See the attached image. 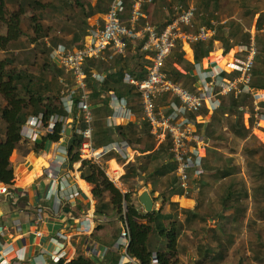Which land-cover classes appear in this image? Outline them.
Listing matches in <instances>:
<instances>
[{
	"label": "trees",
	"instance_id": "trees-1",
	"mask_svg": "<svg viewBox=\"0 0 264 264\" xmlns=\"http://www.w3.org/2000/svg\"><path fill=\"white\" fill-rule=\"evenodd\" d=\"M135 1L132 0L125 5L123 15L120 17L122 23L126 25H129L131 7ZM141 1L140 10L146 13L151 0ZM163 1L168 12L162 7L160 0H155L153 6L152 23L158 30H162L167 22L176 16V6L186 7L190 4L188 0ZM111 2L112 0H94L93 2L90 0H0V29L2 28L0 30V52L4 54L0 57V96L4 100V103L0 104V183L7 185L14 183L15 173L13 168H9V157L16 148L20 147L23 155L48 148L51 143L61 137V130L65 127L64 120L69 116V112L65 107L63 96L68 93L69 88L59 82L63 68L59 66L51 68L49 62L50 52L54 47L58 44L73 47L74 42L80 38L81 27L75 20H67V15L82 10L86 17L91 18L108 11ZM192 4L196 8L195 28L200 25L208 28L215 27L216 34L226 36V42L249 43L251 33L244 30V27H250L255 23L257 30L254 32V38L257 53L250 85L254 90L264 89V10L263 15L255 17L261 10V2L259 0H239L243 15L241 17L246 18L245 25L239 22L241 17H233L232 14L222 22L221 11L211 10L208 0H194ZM140 21L144 23L145 17L141 16ZM29 34L32 35L30 36L31 41L35 45L26 47L20 44L19 36ZM44 37L49 38V46H44L43 42H40ZM212 44V37L197 40L192 44L198 60L209 55ZM133 48L143 66L139 71L134 70L129 61L128 52ZM183 54L178 44L173 54L166 60L170 67L166 66L164 70L171 79L193 90V78L188 77L184 80L185 82H182L186 74L173 65V62H180ZM104 55L103 59H90L94 69L98 71L113 70L109 74V84L101 87L118 97H126L129 107L136 116V121H125L115 126H107L101 121H94V140L97 145H106L113 142L114 136L118 135L129 144L130 150L136 149L139 154L135 158V164L131 162L125 165V171L119 177V186L107 177L104 166L89 160H84L85 168L82 171V177L93 186L92 197L97 200L96 211L112 213L116 210L118 212V223H112L113 228H116L114 230L120 231L126 225L129 237L126 247L127 254L135 258L138 264H151L154 252L158 258V264H178L177 256L194 250L193 263L204 264L209 258L212 264H220V261L228 256L233 247L235 235L228 232L225 238H222L216 234L215 249L205 246L200 238L203 231L210 230L217 233V230L209 225L212 220H217L219 223L221 234L225 232L222 221L228 219L225 211L232 207L233 200L239 201L241 206L238 212L236 211V214H232L231 217L238 219V213L242 214L245 211L244 204H250L252 214L246 219V227L256 233L254 240L261 239L264 234V142L251 133V124L245 127L244 123L240 128L234 129V134L248 137L252 143L251 146L242 145L240 150L230 148L228 154H224L220 148L227 144L215 139L216 137L227 138L221 131L224 123L223 108L230 106V97L233 92L222 95L220 106L212 111L207 121L202 124L198 123L197 127L199 132L210 139L212 148H209L206 156L202 158L201 166L211 171L208 177L216 184L211 185L200 177L196 178V196L210 194L211 198L213 194L214 197L212 200L209 198L203 210H200L199 206L179 209L178 204L170 199L172 195L180 193L177 177L174 174L175 165L168 162L171 156L170 141L166 137L157 145L156 140L150 134V123L142 111L137 86L126 80V76L135 80L145 76L152 52L143 51L129 43L125 55L112 50H106ZM5 56L11 58L14 67L15 64L17 65L18 73L7 66ZM25 59L32 62L28 63ZM33 64H37L36 72L28 70ZM55 72L57 78L51 79L50 75ZM237 74L238 71L222 72V75L228 79H233ZM86 82L87 87L92 89L91 99L95 100L98 87L94 85L95 81L90 76L86 77ZM78 99L74 101L77 103ZM258 105L264 113V101L258 102ZM237 107L253 114V94L240 92L237 97ZM110 111L107 105L99 107L93 111V117L96 119L106 116ZM208 113L209 110L204 107L202 114L206 116ZM39 114L42 115L44 125L52 114H57L63 119L54 122L53 134L41 132L35 140L24 139L21 136L24 123L29 116ZM84 126L86 123L81 119L78 128ZM79 144L80 134L73 131L68 137V153L73 160L80 158L77 152ZM231 153H240L245 157V170L242 173H240V165L236 163V158ZM105 157L106 159L117 157L119 162H123V159L114 151L109 152ZM140 172H143L146 180L151 184L150 195L157 193L153 196V201L160 203L158 209L154 208L152 211L145 212L139 207L140 204L135 202L137 198L132 197ZM221 172L224 177L220 175ZM164 203H169L167 211L164 210ZM185 221L197 222L200 224L199 228L195 231L182 230V222ZM96 223L97 226L101 225V223ZM254 240L247 242L251 254L246 252L248 249L240 245L232 257V264H248L249 260L261 262L263 255L261 244L258 242L260 245L254 246ZM53 264L104 263L95 256H86L81 253L70 260H67L65 256Z\"/></svg>",
	"mask_w": 264,
	"mask_h": 264
},
{
	"label": "built area",
	"instance_id": "built-area-1",
	"mask_svg": "<svg viewBox=\"0 0 264 264\" xmlns=\"http://www.w3.org/2000/svg\"><path fill=\"white\" fill-rule=\"evenodd\" d=\"M132 0H112L110 8L104 13H99L93 17L90 28L80 30L79 37L84 40L82 47H68L64 44H58L50 52V57H58L63 73L59 82L69 88L68 93L64 94L63 101L68 112L77 110L80 120L85 121L86 126L75 129L80 134V144L77 152L83 160H89L95 164H100L106 159V155L114 151L120 155L121 152H128L124 142L117 146L114 142L106 145H97L93 137V111L102 106H109L113 114L120 116L127 121H136L128 105L126 97H118L114 93L108 94V100L91 99L92 89L87 87L86 77L88 73L84 69L86 62L92 58L103 59L106 50H112L115 53L127 54L128 44L138 43L143 51L152 52L150 63L145 76L142 79L135 80L126 76V80L137 86L140 95L141 108L150 123V134L154 137L157 145L168 137L169 164H174V174L177 177L180 193L171 196V201L176 202L180 208H193L198 205L196 196L197 187L196 178L204 179L203 174L208 170L202 168V158L206 156L209 149V137L197 130L196 122L190 117V114H200L206 107L209 111H214L220 106L221 96L233 92L230 97V106L228 109L236 108L237 97L240 92H251L254 96V89L250 85L251 72L257 53V46L254 38V32L257 30L255 23L250 27L245 26L244 30L249 31L250 41L247 44H230L226 42L225 35H219L215 32V27L208 28L200 25L195 28L194 15L195 6L189 4L186 7L176 6V16L158 30L152 23L153 6L147 9L146 13L140 10L141 0H136L131 7L129 25L122 23L120 17L123 15L125 5ZM162 7L166 6L163 0ZM152 2V1H150ZM145 17V22L140 21V17ZM239 22L245 25L246 18L241 17ZM262 31V30H261ZM223 37L221 49L216 53L218 56L216 63L221 58H226L225 64H228L229 71H238L233 79L219 76L224 68L218 72L211 71L208 76L213 77V82H193V90H189L180 82H176L167 76L165 67L167 59L173 54L174 49L180 44L184 54L178 64L188 67L189 72L199 66V60L194 55L192 44L197 40H206L209 38ZM40 42L44 46H49V38L44 37ZM213 49L210 54H213ZM196 59V61L194 60ZM176 62H173L175 65ZM176 66V65H175ZM207 66L206 69H211ZM88 76L97 81L102 86L108 85L100 79L95 73ZM78 94V95H77ZM78 99L77 103L74 99ZM161 101H167L160 105ZM75 104V106H73ZM254 113L251 114L246 109L243 110L247 117L244 119V126L251 124V133H254L264 142V113L259 108L258 101L254 96ZM79 120V121H80ZM41 132L54 133V123L47 122L43 124L42 115L29 116L24 123L21 136L24 139L35 140ZM66 138L65 127L61 130V137L54 141L56 149L68 150V140ZM133 155L139 154V151L132 150ZM123 156V155H122ZM127 157V156H126ZM126 157H123L126 159ZM115 158V157H113ZM123 164V163H122ZM106 173V172H105ZM107 177L119 186V178L112 177L106 173ZM8 185L0 183V194L7 191ZM122 241L116 243V247L121 245L126 249L128 245L127 227H123L119 232ZM0 232V243H6L8 239ZM63 246L57 247L54 253H51L52 262H57L66 256ZM6 257V254L4 253ZM44 264V262H38ZM129 264H137L132 260ZM151 264H158V258L154 252Z\"/></svg>",
	"mask_w": 264,
	"mask_h": 264
},
{
	"label": "crops",
	"instance_id": "crops-1",
	"mask_svg": "<svg viewBox=\"0 0 264 264\" xmlns=\"http://www.w3.org/2000/svg\"><path fill=\"white\" fill-rule=\"evenodd\" d=\"M81 13L84 17L85 13L83 11ZM227 19V15L222 16L223 21ZM67 20L76 19L73 17L67 18ZM92 22L93 17L81 18L80 21L76 20L81 30L90 28ZM25 37L28 38L27 36ZM214 41L215 39L212 44L214 53H209L208 56L199 60L200 70L196 67L189 72L187 66L175 63L176 68L186 74L182 82H185L184 80L190 77L193 78V82L199 83L201 79L202 82L208 83L211 80L212 83L214 78L208 76L211 71L218 72L224 68L226 72H230L228 64H225L226 58H221L215 64V59L218 57L216 53L221 49L222 42L217 46L214 44ZM83 42L82 38L77 39L74 42V47H82ZM19 43L26 45V47L34 46L30 40H27V42L19 41ZM132 44L138 45L136 42H132ZM230 44H234V42ZM194 55L197 57L195 52ZM128 57L134 70L139 71L143 68L139 58L135 55L134 48L128 52ZM196 59L198 60V57ZM196 59L194 60L196 61ZM49 65H51V68L56 66L61 67L59 58H50ZM207 66H212V68L206 69ZM167 67H170L169 64ZM84 69L88 75L90 73L98 74L104 82L110 81L109 74L113 72L112 69L100 71L94 69L91 60L86 62ZM53 76V78H57L56 72ZM219 76L226 78L222 73ZM96 82L94 83L98 87L96 99L106 100L109 92L105 91L104 87H101L102 85ZM255 91L259 92L260 98H262L261 101H264V89L257 88ZM255 91L254 96L257 94ZM166 103L167 101H161L160 105ZM73 112H75L74 118L70 116ZM211 113L209 111L206 116L202 113L197 114V120H195L196 126L198 127V123L202 124L207 121ZM70 115L64 120L65 130L67 126L71 125L70 133H66L65 139L67 140L69 135L77 129L80 120V115L76 109L72 110ZM60 119L63 118L57 114H52L47 122L54 123ZM96 121H101L107 126H115L127 120L113 114L111 110L108 115L96 118ZM236 124L233 120V126ZM227 128L226 114H224V123L221 131L223 132ZM227 138L221 137L219 141L227 144L225 142ZM113 142L117 146H124V142L126 141L116 135L113 138ZM53 143L48 148L37 152L32 151L27 155H23L19 147L9 157V168H13L15 179L13 184L8 185L7 191L4 194H0V232L8 239L6 243H0V264H38L41 261L44 264H53L51 253H54L59 246H63L62 249H65L67 260L84 253L86 256H95L97 259L102 260L104 264H129L134 259L127 254L121 245L116 247V243L122 241L119 235L120 231L118 229L114 230L116 228L112 226V223H116L119 219L118 212L116 210L112 213H99L96 211L95 205L97 200L92 197L93 186L82 177V171L85 168L84 160L82 158L73 160L68 150L56 149ZM128 145H126L125 150L130 154L132 150L129 149ZM209 148H212L210 142ZM131 161L135 162L133 158ZM100 165L104 166L105 172L114 178H119L124 173V165L119 162L117 157L103 160ZM220 174L224 177L222 172ZM203 176L204 179L202 180L211 185L216 184L214 180L208 177L207 173ZM85 185L88 190H84L83 186ZM143 191L145 190L136 194L133 190L132 197L137 198V200L135 199L136 203L140 204L139 195ZM205 196H207V200L203 204V208L199 206V197L197 199L200 210L205 208L210 194H206ZM156 203L160 206L159 202ZM139 207L144 209L141 204ZM76 208L84 209L85 213L76 215L74 212H71L72 209ZM168 209L164 210L167 211ZM92 213L109 215L110 218L100 219L92 216ZM177 218L179 220V217ZM96 222L98 224L101 223V225L97 226ZM195 223L200 225L197 222ZM107 228L111 229L108 231ZM113 232H115L114 235H112Z\"/></svg>",
	"mask_w": 264,
	"mask_h": 264
},
{
	"label": "rangeland",
	"instance_id": "rangeland-1",
	"mask_svg": "<svg viewBox=\"0 0 264 264\" xmlns=\"http://www.w3.org/2000/svg\"><path fill=\"white\" fill-rule=\"evenodd\" d=\"M90 1L93 2L94 0H90ZM188 1H189L190 4H192V2H194V0H188ZM208 1L210 3V9L211 10H213V11H219L220 10L221 11V13H220L221 14V19H222L223 15H227V17H228L230 14H232L233 17H236V16L237 17H241V16H243L241 14L242 12L240 10L239 0H216L217 4H214V5L211 3V0H208ZM259 2H261V7L260 8H261L262 11L260 10L258 12V14L255 15V17H258L257 15H263L264 0H259ZM151 5H154V0H152ZM178 5H180V3H178ZM81 11L82 10H78L75 13L69 14V15H67V18L70 19V18L74 17L76 20H79V21H80L81 18H86L85 14H84V17H83ZM221 21L224 22L223 20H221ZM29 32H31V31H29ZM55 32L56 31H54V33ZM25 36H27L28 38H26ZM25 36L24 35H20L19 38H18V41H21V42H27V40L31 41V37L30 36H32V35L29 34V35H25ZM3 56H4V54L2 52H0V57H3ZM4 58H5L6 62H7V66L9 68H12V71L18 73L19 72L18 67H17L16 64H15V67L12 65L11 58L9 56H5ZM25 61H27L28 63L32 62V61H29L27 59H25ZM21 66L23 67L24 63L21 64ZM49 66L51 67V65H49ZM36 67H37V64H33V66L31 65L30 68H28V70L36 72V70H37ZM53 77H54L53 74H51L50 78L54 79ZM37 78H39V76H37ZM208 84H211V80L208 81ZM255 98H256L257 101L260 100L258 102H261L262 98H260L259 92H257V94L255 95ZM2 103H4V100L0 96V104H2ZM229 109H228V107L224 108L223 113L224 114L229 113V111H230ZM235 110L238 111V112L241 111L242 113L244 112V111H242L239 108H234L233 111H235ZM69 115H70V113H69ZM74 115H75V112H73L70 116L72 118H74ZM197 116L198 115H196V114H192L190 117L193 120H197ZM246 117H247V114L245 112L239 118L235 116L233 118V120L237 123L235 126H233V123H231L229 118L227 119V125L229 123L228 128L222 132L226 137H228L227 139H225V142H227V145L220 148V151H222L224 154H228V151H230V148H235L237 150H240L241 149L240 148L241 145H244V146H251L252 145L251 141H249V138L246 137V136H243L245 141L242 142L240 144V146H237V144H236L237 137L238 136H242V135H235L234 134V129L235 128H237V129L240 128L242 126V124L244 122V119ZM66 120H68V119H66ZM69 121H71V120L69 119ZM199 122H201V121L199 120ZM215 139L216 140H220L219 137H216ZM220 142H223V141H220ZM119 153H120L119 156L123 159L122 163H124V164H122V165H124V168H123L124 171H125V165L127 163H131L132 162V163L135 164V162L131 161V160H132V158L135 160V158H136V156L138 154H134L133 155V152H131L130 154L128 153V155H127L126 152H121V151ZM231 154L233 156H235L236 163H238L240 165V169H241L240 173H242L245 170V157L243 155H241L240 153H231ZM123 157H126V159L123 158ZM209 173H211L210 170L207 172V174H209ZM205 174L206 173H204L203 175H205ZM144 176L145 175H143V172H140L138 177H137V179H136L137 182H138V184L136 183V188L134 189V192L136 194L141 192L142 190H147L149 192L150 189H151L150 183L146 180V178ZM156 195H157V193H155L153 196H156ZM213 197H214V195L212 194L211 198L210 197L209 198L212 200ZM198 203H199L200 208H203V204L200 203V200L198 201ZM244 205L246 206L244 213H242V214L238 213L239 217H238V219L235 220L231 216H232V214H236V211L238 212L239 207L241 205H240V202L237 201V200H233L232 201V207L225 211V216H228V219L222 221L223 225H224V230H225L224 233L221 234L219 232L220 226H219V223H217V220H212V221L209 222V225L212 226L213 228H215L217 230V233H213L212 231L208 230V231H203L202 234H201V238L200 239L203 241V244L205 246H208V247L214 248V249H215V246L217 244V241L214 238L216 234L220 235L222 238H225V236L227 235L226 233H228V232H231V233H233L235 235V243H234L233 247L231 248L228 256L224 260L220 261V264H232V257L235 255V250H237L240 245H242V247L244 246L246 249H248L249 244H247V242L251 241V240H254V238H255L256 233L252 229L246 227V219H247V217L250 214H252L251 208H250V204H244ZM157 206H159V204L155 202L154 203V208H157ZM168 208H169V203H166L164 205V209H168ZM190 223L191 222H187V221L182 222V230H187V229L196 230L198 228V226H199L197 224H190ZM263 224H264V220H263ZM107 229L109 231V229H111V228H107ZM258 242H260V244H261V252L263 253L262 260H261V262H254V261L249 260L248 264H264V234H263V237L261 239L254 240L253 241V245L254 246H259L260 244ZM190 247H192V246H190ZM246 252L248 254H251L249 249ZM194 258H195L194 250H190L186 254H181V255L177 256L178 264H194L195 263V262L193 263V259ZM204 264H212V260H210L208 258Z\"/></svg>",
	"mask_w": 264,
	"mask_h": 264
},
{
	"label": "bare ground",
	"instance_id": "bare-ground-1",
	"mask_svg": "<svg viewBox=\"0 0 264 264\" xmlns=\"http://www.w3.org/2000/svg\"><path fill=\"white\" fill-rule=\"evenodd\" d=\"M211 3L214 5V4H217L216 3V0H211ZM212 5V6H213ZM223 41V37H221V36H219V37H216L215 38V41H214V44H216L217 46L221 43ZM258 91H255V93H257ZM230 110V109H229ZM233 113H232V112ZM242 112L241 111H233V110H230L229 111V113H227L226 114V121H227V119L229 118L230 119V121H231V123H233V118L236 116V117H241L242 116ZM241 120V119H240ZM239 120V121H240ZM228 125H229V123H228ZM245 141V139H244V137H242V136H238L237 137V139H236V144H237V146H240V144L242 143V142H244ZM83 188H84V190H88V188H87V186L85 185V186H83ZM198 200H200V203L201 204H205V202H206V200H207V196H201V197H199V199ZM71 212H74L76 215H82V214H84L85 213V210L84 209H81V208H76V209H72L71 210ZM92 216H94V217H97V218H100V219H107V218H110V216L109 215H101V214H98V213H92ZM191 224H196L195 222H192Z\"/></svg>",
	"mask_w": 264,
	"mask_h": 264
},
{
	"label": "water",
	"instance_id": "water-1",
	"mask_svg": "<svg viewBox=\"0 0 264 264\" xmlns=\"http://www.w3.org/2000/svg\"><path fill=\"white\" fill-rule=\"evenodd\" d=\"M70 127H71V125L67 126V128H66L67 134L70 133ZM139 202L143 206L145 212H149V211H152L154 209L153 197H151V195L149 194V192L147 190L143 191L139 195ZM134 260H135V258H134Z\"/></svg>",
	"mask_w": 264,
	"mask_h": 264
},
{
	"label": "clouds",
	"instance_id": "clouds-1",
	"mask_svg": "<svg viewBox=\"0 0 264 264\" xmlns=\"http://www.w3.org/2000/svg\"><path fill=\"white\" fill-rule=\"evenodd\" d=\"M152 1V0H151ZM154 3H155V0H154ZM33 44L35 45V43L33 42ZM224 108H226V107H224ZM224 108H223V110H224ZM236 108H238L237 106H236ZM230 110H234V108L233 109H230ZM238 110V109H237ZM243 111V110H242ZM70 113V112H69ZM152 197V196H151ZM198 206V205H197ZM126 250V249H125ZM134 259V258H133ZM134 262H136V260H134ZM137 263V262H136ZM125 264V263H124ZM138 264V263H137Z\"/></svg>",
	"mask_w": 264,
	"mask_h": 264
}]
</instances>
